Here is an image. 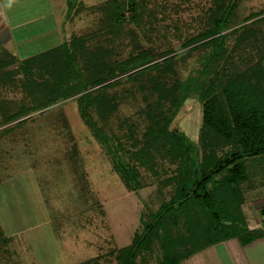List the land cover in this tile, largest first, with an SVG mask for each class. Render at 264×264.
Instances as JSON below:
<instances>
[{"label":"trees","instance_id":"obj_1","mask_svg":"<svg viewBox=\"0 0 264 264\" xmlns=\"http://www.w3.org/2000/svg\"><path fill=\"white\" fill-rule=\"evenodd\" d=\"M239 1L224 5V0H217L219 4L206 10L205 29L183 45L189 48L187 54L201 52V68L186 80L179 79L175 70L181 54L172 50L158 55L139 52L117 61L112 58L113 48L103 46L123 37L128 15L133 37L134 28L144 30V6L139 0L105 1L97 6L102 17L96 29L72 36L33 59L18 63L0 46V80L23 75L21 89L34 104L9 117L10 123L73 99L81 120L103 146L127 189L137 193L144 187V176L161 181V174L170 170L165 178L172 187L170 199L142 220V230L117 252L118 264H181L212 246L233 239L246 246L264 236L263 230L248 227L240 191L249 180L245 162L264 157V42L257 45L263 32L257 26L264 24V15L246 17L240 25L234 21ZM237 34L233 52L248 47L255 58L234 65L226 43ZM243 64L240 70L238 65ZM122 76L143 93L148 122L141 136L136 139L131 134L126 144L97 124L117 110V98L109 91ZM189 98L201 105L202 149L222 150V157L202 161L198 142L171 129ZM259 213L264 218V208Z\"/></svg>","mask_w":264,"mask_h":264},{"label":"rangeland","instance_id":"obj_2","mask_svg":"<svg viewBox=\"0 0 264 264\" xmlns=\"http://www.w3.org/2000/svg\"><path fill=\"white\" fill-rule=\"evenodd\" d=\"M105 1L75 0L70 14L64 16L71 20L65 37L70 32L80 37L96 29L102 17L97 6ZM139 1L144 6V30L134 28L133 37L128 15L123 37L103 46L113 48L112 58L117 61L139 52L158 55L172 50L174 55L181 54L175 64L179 79L195 76L201 68V52L187 54L189 48L183 45L205 29V12L217 0ZM228 2L224 0V5ZM252 15H264V0H240L234 21L241 25ZM257 28L263 31L257 39L261 46L264 24ZM67 29L69 25L62 28L65 32ZM236 36L231 35L226 43L234 65L240 60H253L255 54L248 47L233 52ZM244 66L238 65L240 70ZM126 76L119 77L121 83L109 91L117 98V110L108 121L97 120L122 144L129 143L131 134L139 138L148 125L143 93ZM22 81L23 75L0 80V264H118L117 252L129 246L142 230V220L170 199L172 187L165 180L170 170L161 174V181L144 176V187L137 193L127 189L103 146L81 120L73 99L10 123L9 117L21 108L34 105L21 89ZM200 122L201 105L196 98H189L171 129L198 142L202 161L208 156L222 157V150L202 149ZM245 164L249 181L240 186V191L245 198L263 201L264 157L249 159ZM256 200L253 203H258ZM243 210L251 226L260 219V213L255 216L250 204Z\"/></svg>","mask_w":264,"mask_h":264},{"label":"crops","instance_id":"obj_3","mask_svg":"<svg viewBox=\"0 0 264 264\" xmlns=\"http://www.w3.org/2000/svg\"><path fill=\"white\" fill-rule=\"evenodd\" d=\"M74 4L75 0H0V45L18 63L59 48L73 36L72 32H68L65 37L71 28L68 24L71 20L64 16L70 14ZM66 25L69 29L65 32L62 28ZM242 195V211L248 227L264 231V220H260L262 217L259 215V210L264 208V199H250ZM254 200L258 203H253ZM245 204H250L254 215L260 217L253 226L247 221L243 210ZM181 264H264V236L246 246L240 245L236 239L212 246Z\"/></svg>","mask_w":264,"mask_h":264}]
</instances>
